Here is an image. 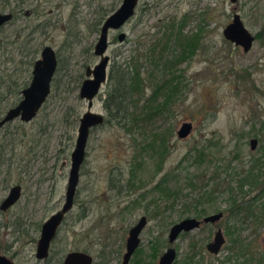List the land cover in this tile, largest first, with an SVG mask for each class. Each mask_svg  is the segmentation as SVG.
I'll return each mask as SVG.
<instances>
[{
    "label": "rangeland",
    "instance_id": "1",
    "mask_svg": "<svg viewBox=\"0 0 264 264\" xmlns=\"http://www.w3.org/2000/svg\"><path fill=\"white\" fill-rule=\"evenodd\" d=\"M121 3L0 0V14L13 15L0 29V121L21 99L10 88L29 83L32 65L43 48L53 49L59 64L49 98L34 120L23 123L18 119L0 127V202L11 187H21L22 194L11 210L0 212V255L16 264H62L67 253L78 251L90 255L92 264H123L129 230L144 216L148 221L141 244L128 264H157L169 248L177 252L175 264H185L190 258L193 264L227 260L256 264L264 256V213H258L262 217L258 221L242 212L231 216L228 211L231 199L240 205L259 196L264 187V179L258 180L259 186L245 184L242 190L238 184L264 147V0H237L236 4L230 0H140L136 14L123 27L124 41L119 43L110 32L107 84L91 109L107 121L110 116L104 101L114 64L125 66L129 60L132 66L136 64L171 24H182L183 34L197 33L200 40L192 59L176 68L182 71L183 90L171 113L156 118L145 130L139 126L127 133L117 120L93 129L74 208L57 233L49 258L43 262L35 257L42 224L64 204L78 123L88 111L78 94L86 68L98 63L92 52L100 27L95 32V25ZM237 14L255 38L248 53L222 35ZM141 59V71L148 80L152 70L149 61ZM144 92V98L151 95L150 86ZM189 122L193 123L191 135L178 140V129ZM168 131L172 133L169 149L158 165L159 155L141 150L153 133ZM254 139L257 145L252 151ZM201 149L207 155L204 165L195 162V151ZM138 162L141 167L136 170ZM215 175L220 192L195 207L205 190L202 183ZM166 176L168 187L179 192L178 199L168 201L153 191ZM194 176H203L205 181H197L191 189L187 183ZM262 204L264 198L257 201L256 213ZM196 209H206L203 218L218 213L223 218L213 225L202 224L170 245V228L195 218ZM218 230L225 244L212 256L205 247Z\"/></svg>",
    "mask_w": 264,
    "mask_h": 264
},
{
    "label": "water",
    "instance_id": "2",
    "mask_svg": "<svg viewBox=\"0 0 264 264\" xmlns=\"http://www.w3.org/2000/svg\"><path fill=\"white\" fill-rule=\"evenodd\" d=\"M237 0H230L236 4ZM140 0H122V3L115 12L111 13L105 18L99 28V35L97 42L93 48V54L98 58V63L93 67H87L84 74L85 79L81 83L79 90L80 100H85L88 105V111L84 113L79 120L76 141L73 147V152L70 155V167L67 177V186L65 189V198L62 208L50 216L41 227L39 240L36 244L35 257L39 261H46L49 257V250L51 243L55 240L56 234L63 225L65 216L70 212L74 206V198L76 189L79 184L80 169L84 165L86 157V146L89 141L90 132L94 128L101 127L104 122V116L91 112L94 99L100 94L102 87L107 84L108 67L110 65V58L107 55V50L110 47L108 40L110 32L118 33L117 40L119 43L125 39V34L122 32L123 27L130 22L132 17L136 14L137 6ZM12 20L11 14H0V28ZM224 39L236 47H240L244 53H248L253 47L255 41L254 36L247 31L242 23L240 16L234 15L232 21L222 31ZM40 58L33 64L32 79L25 90L21 92V101L17 106L10 108L5 116L0 121V127L7 125V123L20 120L23 123H28L34 120L38 115L41 107L49 98L51 90V83L55 77L58 69V58L53 49L46 46L41 53ZM193 130V123H183L177 131L178 140H186L191 135ZM257 145V140L250 142V148L253 151ZM21 188L15 186L8 194V197L1 203V211H7L12 206L18 203L21 198ZM223 218L221 213L213 216L205 217L203 220L196 218H186L180 223L173 225L170 228L168 235L169 244L172 245L177 241L179 236L194 232L199 229L202 224H215ZM140 221L130 228L128 238L126 240L125 255L123 256V264H128L135 251L140 247V236L142 230L147 225V220L144 216L140 217ZM213 241L206 245L205 249L212 255H218L225 244V238L222 236L221 230H218ZM177 252L174 249H166L163 255L158 259L157 264H175ZM93 259L90 255L82 252L67 253L63 259L62 264H92ZM0 264H16L6 256H0Z\"/></svg>",
    "mask_w": 264,
    "mask_h": 264
},
{
    "label": "trees",
    "instance_id": "3",
    "mask_svg": "<svg viewBox=\"0 0 264 264\" xmlns=\"http://www.w3.org/2000/svg\"><path fill=\"white\" fill-rule=\"evenodd\" d=\"M101 22L103 23L102 18L98 24L95 25V32H98L99 29L97 30V28L99 25L101 26ZM182 27V24H180V26L174 24L166 26L160 39L156 40L149 47L150 50L148 51L147 56L144 55L143 57H140L149 61V67L152 71H148V80L144 76V72L141 71L143 65L140 64V61H142L140 58H138V62L133 66L129 60L125 66L124 64L119 66L114 64L111 67L108 80L110 86L104 101L105 110L110 116V119L108 121L105 120L104 124L110 123L114 120L120 121L123 123V128L128 133L139 126L141 129L145 130L146 125L151 124L156 118L171 113L170 109L172 108V105L176 103L177 95L183 90L181 89L182 82L180 80L182 71H176V68L184 64L187 60L192 59L196 53L197 45L200 40V36L197 33L192 36L183 34ZM160 73L162 75L161 77ZM154 77L158 79L154 80ZM27 83H24L22 86L16 84L15 87L13 84V87H11L10 90H13L12 93L14 95H16V93L20 94V92L26 88ZM146 86H150L152 94L144 98V90L146 89ZM152 136L153 139L148 142L146 147H143L141 151L147 152L148 150L155 152L156 155L160 156L158 164L160 165L162 159L166 156L165 154L168 152V138H171L172 133L169 131L168 133L163 134L153 133ZM262 150L261 157L253 162L252 168L245 172V176L242 178L240 177L241 179H239L238 184L241 190L245 184L257 187L260 185L258 180L264 179V147ZM195 154V162L197 164L204 165V163L207 162V155L204 153L203 149L195 151ZM140 167L141 163L138 162L136 170ZM158 169L160 170V166ZM199 180L201 183L205 181L203 176L191 177V179L188 180L187 186L191 189L195 188L196 182ZM216 180L217 178L215 175L208 178L205 183H202L205 190L201 194L202 198L195 201V207H199L202 201L204 203L212 201L214 194L220 192L218 189L221 184L216 182ZM168 182V177H164L159 183L152 187L153 191L159 194L160 198H164L168 201L171 199H178L179 192L171 190V188L168 187ZM211 186L214 187L213 191L209 189ZM111 188L114 189L112 186ZM229 192L232 191L230 190ZM259 193V196L256 198L240 205L237 204L236 200L231 199V201H229V214H231V216H236L238 213L242 212L244 215H247V217L259 221L262 217H260L258 213H264V204L260 206L261 210L257 211V213L254 209L256 208L257 201L264 198V187L261 188ZM204 215H206V209H196V219L200 220ZM247 252L248 251L245 248L244 253ZM244 253H241V255ZM192 259L193 258L186 260L185 264H193ZM222 264H230V260H227V262ZM256 264H264V256L260 258Z\"/></svg>",
    "mask_w": 264,
    "mask_h": 264
},
{
    "label": "flooded vegetation",
    "instance_id": "4",
    "mask_svg": "<svg viewBox=\"0 0 264 264\" xmlns=\"http://www.w3.org/2000/svg\"><path fill=\"white\" fill-rule=\"evenodd\" d=\"M137 7H138V6H137ZM11 15H12V14H11ZM12 20H13V15H12ZM12 20H11V21H12ZM11 21H10V22H11ZM7 24H8V23H7ZM7 24H6V25H7ZM6 25H4V26H6ZM4 26H3V27H4ZM3 27H2V28H3ZM2 28H0V29H2ZM122 32H123V30H122ZM115 34H116L115 39L117 40V37H118L119 34H118V33H115ZM117 41H118V40H117ZM43 49H44V48H43ZM43 49H42V50H43ZM42 50H41V51H42ZM40 53H41V52H40ZM40 55H41V54H40ZM39 58H40V57H39ZM39 58H38V59H39ZM36 60H37V59H36ZM35 62H36V61H35ZM35 62H34V63H35ZM34 63H33V64H34ZM33 67H34V65L32 66V69H33ZM92 67H93V66H92ZM31 73H32V71H31ZM31 73H30V76H31ZM31 79H32V76H31ZM31 79L29 80V83H30ZM29 83H27V86L29 85ZM27 86H26V88H27ZM26 88H25V89H26ZM25 89H24V90H25ZM22 91H23V90H22ZM22 91H21V92H22ZM21 92H20V98H21ZM21 99H22V98H21ZM21 99H20V101H21ZM20 101H19V102H20ZM19 102H18V103H19ZM18 103H17V104H18ZM16 106H17V105H16ZM14 107H15V106H14ZM103 116H104V115H103ZM104 121H105V117H104ZM103 124H104V122H103ZM101 127H102V126H101ZM98 128H100V127H98ZM94 129H96V128H94ZM92 131H93V130H92ZM92 131H91V132H92ZM91 132H90V134H91ZM89 136H90V135H89ZM89 139H90V138H89ZM79 177H80V176H79ZM78 185H79V184H78ZM14 187H15V186H14ZM14 187H11L10 190H11L12 188H14ZM18 187H19V186H18ZM20 188H21V187H20ZM77 188H78V187H77ZM10 190L8 191L7 196H6L4 199L1 200L0 205H1V203H2V202L8 197V194H9ZM76 190H77V189H76ZM20 194H21V192H20ZM76 194H77V192H76ZM76 194H75V196H76ZM21 195H22V194H21ZM20 199H21V198H20ZM74 200H75V198H74ZM14 206H15V205H14ZM14 206H12V207H14ZM0 207H1V206H0ZM12 207H11V208H12ZM11 208L8 209L7 211L11 210ZM73 208H74V206H73ZM73 208H72V209H73ZM7 211H1V209H0V212H7ZM58 211H59V210H58ZM71 211H72V210H71ZM71 211H70V212H71ZM68 214H69V212H68ZM68 214H67V215H68ZM67 215H66V216H67ZM66 216H65V218H66ZM64 221H65V219H64ZM64 221H63V223H64ZM147 221H148V220H147ZM63 223H62V224H63ZM42 226H43V225H42ZM61 227H62V226H61ZM61 227H60V228H61ZM40 230H41V229H40ZM59 230H60V229H59ZM59 230H58V232H59ZM58 232H57V233H58ZM39 234H40V233H39ZM56 235H57V234H56ZM57 236H58V235H57ZM57 236H56V237H57ZM55 239H56V238H55ZM54 241H55V240H54ZM54 241H53V242H54ZM53 242L51 243V245L53 244ZM51 245H50V246H51ZM51 247H52V246H51ZM51 247H50V250H51ZM50 250H49V253H50ZM137 250H138V249H137ZM137 250H136V251H137ZM136 251H135V253H136ZM134 255H135V254H134ZM0 256H1V255H0ZM48 256H49V255H48ZM132 257H133V256H132ZM132 257H131V258H132ZM10 260H11V259H10Z\"/></svg>",
    "mask_w": 264,
    "mask_h": 264
}]
</instances>
